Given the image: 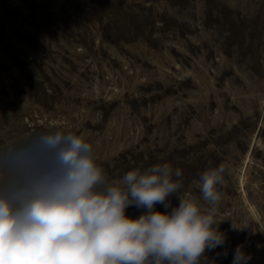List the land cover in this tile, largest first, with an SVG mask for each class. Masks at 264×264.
Here are the masks:
<instances>
[{
  "label": "rangeland",
  "instance_id": "obj_1",
  "mask_svg": "<svg viewBox=\"0 0 264 264\" xmlns=\"http://www.w3.org/2000/svg\"><path fill=\"white\" fill-rule=\"evenodd\" d=\"M49 129L84 135L110 181L181 169V196L224 165L205 264H264V0H0V149Z\"/></svg>",
  "mask_w": 264,
  "mask_h": 264
},
{
  "label": "clouds",
  "instance_id": "obj_2",
  "mask_svg": "<svg viewBox=\"0 0 264 264\" xmlns=\"http://www.w3.org/2000/svg\"><path fill=\"white\" fill-rule=\"evenodd\" d=\"M224 172L200 175L199 199L181 196L182 171L169 163L110 181L77 130L34 132L0 149V264H205L226 240L216 218ZM130 206L145 211L133 219ZM249 259L237 246L232 264Z\"/></svg>",
  "mask_w": 264,
  "mask_h": 264
}]
</instances>
